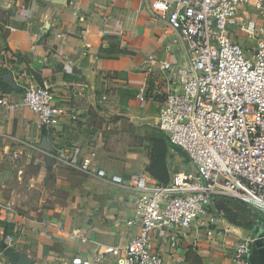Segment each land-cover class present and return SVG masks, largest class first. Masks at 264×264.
<instances>
[{
    "label": "crops",
    "instance_id": "0c3cea01",
    "mask_svg": "<svg viewBox=\"0 0 264 264\" xmlns=\"http://www.w3.org/2000/svg\"><path fill=\"white\" fill-rule=\"evenodd\" d=\"M0 22L13 28L0 37V201L12 202L16 210L9 222L0 217V229L14 239L10 247L0 241V264H82L94 251L93 241L124 242L136 232L126 224L134 213L133 195L45 152L65 149L75 161L88 159L128 181L145 171L151 181L166 183L176 166L194 169L187 153L157 129L166 93L180 89L178 82L169 83L162 63L169 60L173 69L187 65L185 41L154 17L145 0H0ZM42 84L52 90L61 113L40 130L35 114L20 103L27 86ZM7 135L33 140L45 152ZM141 137L170 146L175 154L168 159L170 169L151 144L154 157L147 164L134 157L128 144ZM184 159L188 162L180 163ZM32 168L39 177L27 185L24 172ZM22 185L38 189L39 202L18 191ZM212 215H204L205 226ZM223 218L219 226L227 233L207 236L203 226L180 239L174 251L154 230L153 247L168 264H230L229 238H243L250 243L252 264H264V234H258L264 233V218L246 226ZM70 232L90 241H73ZM111 261L110 256L99 264H115Z\"/></svg>",
    "mask_w": 264,
    "mask_h": 264
},
{
    "label": "built area",
    "instance_id": "2783aa9c",
    "mask_svg": "<svg viewBox=\"0 0 264 264\" xmlns=\"http://www.w3.org/2000/svg\"><path fill=\"white\" fill-rule=\"evenodd\" d=\"M145 1L154 17L185 41L187 65L173 69L169 60L162 63L169 83L178 82L180 89L166 93L157 129L187 153L194 169L174 172L166 183L151 181L145 171L128 181L88 159L75 161L65 149L49 153L33 140L7 135L24 148L41 150L133 195L134 213L126 224L136 226V232L124 242L93 241L94 251L82 264H99L110 256L115 264H168L153 247L152 232L160 231L175 251L180 239L205 226L204 215L218 195L239 199L264 216V0ZM12 29L0 22V37ZM143 92L141 86L137 97ZM20 104L35 114L40 130L50 128L61 113L46 84L27 86ZM13 153L16 157L19 152ZM15 213L12 202L0 201L1 219L9 222ZM223 217L218 211L209 218L207 236L229 232L219 226ZM68 238L90 241L79 232L68 233ZM13 240L0 229L2 245L10 247ZM228 243L230 264H252L249 241L229 238Z\"/></svg>",
    "mask_w": 264,
    "mask_h": 264
},
{
    "label": "rangeland",
    "instance_id": "374dc122",
    "mask_svg": "<svg viewBox=\"0 0 264 264\" xmlns=\"http://www.w3.org/2000/svg\"><path fill=\"white\" fill-rule=\"evenodd\" d=\"M150 135H152V134H150ZM150 135H149V137H150ZM155 136H157V135H155ZM149 137H146V138L141 137L139 139H131L130 140V144H128V145H129L130 148H132L131 151L133 152L134 157H139L140 158L139 162L147 164L148 158L151 159L152 157H154L153 156V152L150 149L151 146L149 145V144H151V145L155 146V152H156L155 156L162 157L163 160L166 161V169H170V164L168 163V159L172 158L175 155V154H173L171 152L170 146L167 143H165V141H163V140L159 142L158 139H156V142L154 144L153 140L151 138H149ZM159 152H161L162 156H160ZM135 153H137V154L135 155ZM176 161H177V163L179 162L178 160H176ZM173 162H174V159H171V163L172 164H173ZM185 162H188V160L184 159L183 161H180V163H185ZM156 163L158 164V162H156ZM173 165H175V164H173ZM153 171H152V173L154 174ZM177 171H180L178 166H176L175 169H172V173L173 172H177ZM24 173H25L26 177L29 179V180H27V185H28V183H30L29 182L30 179L33 182V181L37 180V177H39L38 176L39 173H38L37 170H35V168L34 169L32 168L31 170L29 169V170H27ZM158 173L159 172H157V174ZM14 181L18 182V179H16V177H14ZM27 185L26 186L25 185L24 186L23 185L22 186H18L19 187L18 191L28 192V198L30 197L31 199L32 198L36 199V202H39L40 194L37 191L38 189H28ZM31 188H34V187H31ZM234 199H236V198H234ZM243 204H245V203H243L241 201V204H239V207H237L238 211H236L232 215H234V217L236 218V222L237 223L246 226L247 223L248 224L251 223L249 221H253V219L255 218V216L257 214V211L253 207H250L248 205H243ZM207 213H209V214H216L217 213L216 211H214L212 204L208 207ZM258 220H260V219H258ZM228 223H230V222L228 221ZM231 225H233V224H231ZM232 230H236L237 231V230H239V228H236V227L232 226ZM247 233H248V236H250L251 233H252V229H251V231L249 229V231ZM258 234H264V233L262 231L258 230ZM253 247L254 248H258L259 246H258V244H254ZM113 259L114 258L111 257V260H112L111 262L112 263L115 262Z\"/></svg>",
    "mask_w": 264,
    "mask_h": 264
},
{
    "label": "trees",
    "instance_id": "16d2710c",
    "mask_svg": "<svg viewBox=\"0 0 264 264\" xmlns=\"http://www.w3.org/2000/svg\"><path fill=\"white\" fill-rule=\"evenodd\" d=\"M211 204L213 205L214 211H222L224 213L225 218L230 223L234 225H239V223L236 222V218L234 217V215H232L233 213L238 211L237 207H239V204H241L239 199L237 200L230 196L218 195L214 198ZM261 218H264V216L259 211H257V214L254 219Z\"/></svg>",
    "mask_w": 264,
    "mask_h": 264
}]
</instances>
